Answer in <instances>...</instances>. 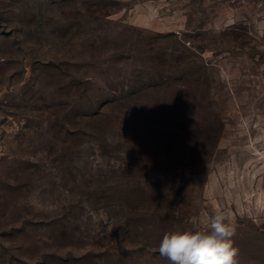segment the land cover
Here are the masks:
<instances>
[{
  "label": "rangeland",
  "instance_id": "rangeland-1",
  "mask_svg": "<svg viewBox=\"0 0 264 264\" xmlns=\"http://www.w3.org/2000/svg\"><path fill=\"white\" fill-rule=\"evenodd\" d=\"M216 211L264 264V0H0V264H170Z\"/></svg>",
  "mask_w": 264,
  "mask_h": 264
},
{
  "label": "clouds",
  "instance_id": "clouds-1",
  "mask_svg": "<svg viewBox=\"0 0 264 264\" xmlns=\"http://www.w3.org/2000/svg\"><path fill=\"white\" fill-rule=\"evenodd\" d=\"M203 230H170L164 233L158 253L170 264H237L235 223L216 211L204 220Z\"/></svg>",
  "mask_w": 264,
  "mask_h": 264
}]
</instances>
